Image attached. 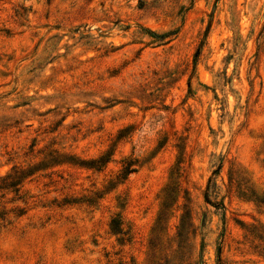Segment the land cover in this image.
<instances>
[{
  "label": "rangeland",
  "instance_id": "rangeland-1",
  "mask_svg": "<svg viewBox=\"0 0 264 264\" xmlns=\"http://www.w3.org/2000/svg\"><path fill=\"white\" fill-rule=\"evenodd\" d=\"M218 263L264 264V0H0V264Z\"/></svg>",
  "mask_w": 264,
  "mask_h": 264
},
{
  "label": "trees",
  "instance_id": "trees-1",
  "mask_svg": "<svg viewBox=\"0 0 264 264\" xmlns=\"http://www.w3.org/2000/svg\"><path fill=\"white\" fill-rule=\"evenodd\" d=\"M199 52H200V48H198V49L196 50V52H195V57L198 56ZM218 169H219V168H218ZM218 169H217V170H218ZM217 170L214 171V174L217 172ZM206 201L210 203V201H208L207 197H206ZM211 204H212V203H211ZM213 206H214V207H218V205H216V204L213 205ZM219 253H220V249H218V251H217L218 262H219ZM218 264H219V263H218Z\"/></svg>",
  "mask_w": 264,
  "mask_h": 264
}]
</instances>
